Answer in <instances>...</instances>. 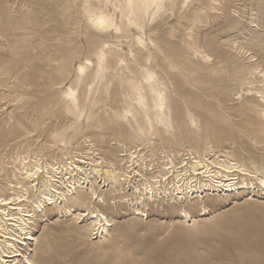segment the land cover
<instances>
[{"label": "rangeland", "instance_id": "obj_1", "mask_svg": "<svg viewBox=\"0 0 264 264\" xmlns=\"http://www.w3.org/2000/svg\"><path fill=\"white\" fill-rule=\"evenodd\" d=\"M185 1L148 23L142 37L164 83L168 126L131 138L114 117L125 105L117 80L108 95L99 87L86 98L88 87L98 86L90 74L102 33L83 19L79 0H0V194H11L6 186L15 183L14 175L19 179L23 158L51 164L68 156L103 173L124 155L121 144L147 156L154 169L162 151L189 149L223 160L228 152L249 168L250 161L264 165V103L241 92L264 91V0ZM137 34L108 41L116 51L113 65L123 56L137 73L129 49L140 62L147 54ZM80 64L88 67L78 77ZM68 88L95 114L93 121L76 125L66 109ZM246 181L226 193L204 192L205 210L186 200L112 204L133 196L127 185L120 192L98 188L105 203L81 192L90 209L109 218V236L94 234L89 216L48 206L32 218L35 239L22 252L31 264H264V188L254 178ZM68 204L76 213L86 207ZM137 206L140 212L133 210Z\"/></svg>", "mask_w": 264, "mask_h": 264}, {"label": "bare ground", "instance_id": "obj_2", "mask_svg": "<svg viewBox=\"0 0 264 264\" xmlns=\"http://www.w3.org/2000/svg\"><path fill=\"white\" fill-rule=\"evenodd\" d=\"M185 2V0H79L83 19L90 28L102 33L97 35L102 42L93 50L95 65L90 74L92 79L90 83L94 82L98 86L94 88L89 84L85 92L86 98L88 99L93 91L97 92L99 87L108 95L113 79L117 80L125 105L123 111L116 112L114 117L131 138L153 135L155 125L163 128L168 126L164 83L152 68L150 49L142 37L146 34L144 28L148 23L160 18L165 12L173 13L174 8L179 4L183 6ZM133 30L138 33L137 45L147 50L143 62L136 59L132 49L128 51V55L139 68L137 73L130 68L123 56L117 57L113 65L111 56L115 57L116 51L110 49L108 44L111 38L126 37L132 34ZM141 48L140 51H143ZM201 58L206 59L207 56L203 55ZM87 67V64L78 66V77L85 73ZM243 91L253 92L264 103L263 90L253 91L246 87L241 92ZM64 94L68 99L66 109L74 115L77 126L81 119L86 122L93 121L95 114L91 111L86 112L85 108L79 105L73 89L68 88ZM262 114L264 116V111ZM105 118L107 121L111 119L107 114ZM121 147L125 153L121 155L119 163L110 162L103 173L93 166L85 169L84 164H81L85 161L82 159L77 161L68 156L65 161L54 160L51 164L43 163L39 161L40 159L27 161L23 158L17 168L19 179L14 175L15 183L9 181L7 183L6 187L11 194L8 196L0 194V264H31V259L22 252L21 247L27 245V241L35 239L29 224L32 218L37 216L38 211L48 206H54L58 212H65L68 215L89 216L93 233L97 230L94 234L99 233L100 237L108 235L109 227L112 226L109 218L101 210L90 209L89 201L85 196L79 195L81 192L87 194L91 201L96 202V198H101L102 203H105L103 196L98 194V188L113 187L115 191L120 192L127 185L132 190L131 195L134 196L135 203L132 202V196L124 200L113 199L112 204L129 201L130 205L140 204L145 207L148 203L155 204L158 200L175 202L186 200L189 204L205 210L202 203L204 192L226 193L241 189L248 186L246 181L248 178L250 181L254 178L264 188V165L250 161L249 168L243 162L230 159L232 155L228 152H224L226 160H223L217 156L208 157L206 153L194 154L191 149L186 154L165 150L161 152L162 161L154 169L152 161H148L147 156L126 144H121ZM212 152L213 149H210L209 153ZM23 180L28 183L27 187L23 186ZM28 188L32 191L31 197ZM17 189L21 191L17 192ZM68 202L81 203L86 207L82 213H76ZM133 210L140 212L138 206ZM180 213L185 217L187 210L181 209Z\"/></svg>", "mask_w": 264, "mask_h": 264}]
</instances>
